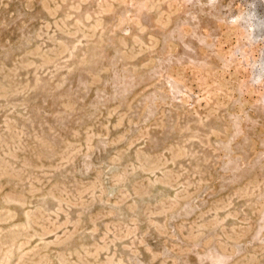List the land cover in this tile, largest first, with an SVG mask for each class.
<instances>
[{"label":"rangeland","instance_id":"374dc122","mask_svg":"<svg viewBox=\"0 0 264 264\" xmlns=\"http://www.w3.org/2000/svg\"><path fill=\"white\" fill-rule=\"evenodd\" d=\"M0 264H264V0H0Z\"/></svg>","mask_w":264,"mask_h":264},{"label":"clouds","instance_id":"9594fccd","mask_svg":"<svg viewBox=\"0 0 264 264\" xmlns=\"http://www.w3.org/2000/svg\"><path fill=\"white\" fill-rule=\"evenodd\" d=\"M253 16H256L257 14L255 12L252 13ZM257 18L259 19V17L257 16ZM259 82V81H257Z\"/></svg>","mask_w":264,"mask_h":264}]
</instances>
